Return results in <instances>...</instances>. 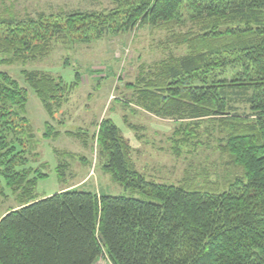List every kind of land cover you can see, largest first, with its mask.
Listing matches in <instances>:
<instances>
[{
	"label": "trees",
	"instance_id": "trees-1",
	"mask_svg": "<svg viewBox=\"0 0 264 264\" xmlns=\"http://www.w3.org/2000/svg\"><path fill=\"white\" fill-rule=\"evenodd\" d=\"M113 3L109 10L65 15L2 12L3 61L43 58L57 43L166 28L183 51L142 70L126 104L179 122L176 152L210 123L206 131L220 132L229 171L202 185L191 177L179 184L149 179L106 117L97 134L99 165L130 194L69 187L39 198L38 182L48 174L46 163L34 164L38 141L28 91L0 72V198L7 188L19 202L0 216V264H95L104 253L114 264H264V0ZM22 73L50 119L60 120L79 74L67 84L50 73ZM61 125L45 122L42 138L61 136ZM65 134L88 144L84 130ZM59 153L63 181L69 164Z\"/></svg>",
	"mask_w": 264,
	"mask_h": 264
},
{
	"label": "rangeland",
	"instance_id": "rangeland-1",
	"mask_svg": "<svg viewBox=\"0 0 264 264\" xmlns=\"http://www.w3.org/2000/svg\"><path fill=\"white\" fill-rule=\"evenodd\" d=\"M114 0H2L0 14L8 9L24 16L38 13L65 15L72 11H97L112 9ZM175 33V32H174ZM171 31L161 27L141 26L121 34L105 35L91 42L57 43L47 56L36 60L6 63L0 54V72H7L28 91V118L37 137L35 165L46 163L48 177L38 182L39 198L50 196L62 189L81 187L104 194H130L115 183L99 165L98 130L102 120L112 117L125 139L132 146L133 158L138 169L147 178L158 182L179 184L191 177L196 184L214 182L229 171L224 164L225 154L219 150V131L207 132L202 124L195 138L180 143L174 136L179 122L160 118L129 101L134 97L129 88L139 73L149 71L160 62L183 51L172 43ZM40 71L61 77L67 84L78 85L69 94L68 102L58 114L60 120L50 119L41 100L28 85L23 71ZM56 125L63 132L56 139H43L45 122ZM88 132L85 146L76 137L65 134L67 130ZM60 151L63 161L69 164L66 178L61 181L56 167ZM0 198V216L10 208L18 207L14 194L5 189Z\"/></svg>",
	"mask_w": 264,
	"mask_h": 264
},
{
	"label": "built area",
	"instance_id": "built-area-1",
	"mask_svg": "<svg viewBox=\"0 0 264 264\" xmlns=\"http://www.w3.org/2000/svg\"><path fill=\"white\" fill-rule=\"evenodd\" d=\"M95 264H114L107 253H104L103 256Z\"/></svg>",
	"mask_w": 264,
	"mask_h": 264
},
{
	"label": "bare ground",
	"instance_id": "bare-ground-1",
	"mask_svg": "<svg viewBox=\"0 0 264 264\" xmlns=\"http://www.w3.org/2000/svg\"><path fill=\"white\" fill-rule=\"evenodd\" d=\"M34 37V36H33ZM98 147V146H97ZM79 212V211H78Z\"/></svg>",
	"mask_w": 264,
	"mask_h": 264
}]
</instances>
